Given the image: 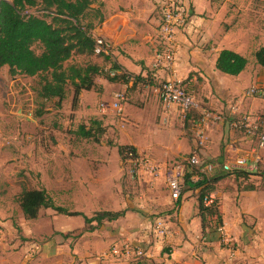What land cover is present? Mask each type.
I'll return each mask as SVG.
<instances>
[{"label": "crops", "instance_id": "1", "mask_svg": "<svg viewBox=\"0 0 264 264\" xmlns=\"http://www.w3.org/2000/svg\"><path fill=\"white\" fill-rule=\"evenodd\" d=\"M185 1L189 16L186 25L176 31V70L195 98L197 108L192 111L195 117L184 118L176 106L163 107L157 93L159 84L169 77L168 70L152 67L159 22L157 0L93 2L91 7L100 11L102 20L94 21L92 36L108 39L113 48L107 55L108 59L95 54L90 58L105 69H110L115 63L119 67L116 70L118 73L131 74L137 80L111 82L103 76H97L94 81L99 89L81 90L77 97L80 107L88 109L89 113H97V102H100L106 104L104 110L99 104L100 113L113 114L114 111L109 107L113 95L125 89L122 122L119 121L120 117H116V122L112 116L106 120L116 123L118 127L121 139L118 145H132L139 154L146 152L151 155L161 165L163 174L168 165L176 163L178 157L188 155L194 148L193 133L189 134L187 130L193 131L194 121L204 109L231 116L229 109L236 106L239 112L259 119L264 130V98L247 94L253 85L264 88V67L256 63L253 55L264 44L262 16L247 10L238 14L231 12L233 8H230V0ZM222 49H230L245 56L248 60L245 69L237 75L218 70L216 60ZM206 134V143L198 152L203 165L212 163L217 168L224 164L233 165L238 159L246 158L248 163L255 162V168L236 167L238 170H264V146L258 148L256 139L232 127L228 120L210 124ZM15 151L19 158L24 150L19 147ZM119 159L93 155L91 152L81 157H58L54 153L48 155L44 152L31 164L36 176V186L33 187L21 182L13 166L2 168L0 226L5 233L0 239V264H51L62 247L74 240L69 236L60 241L59 234L86 227L82 216L67 215V218H62L64 214L58 213L54 228L59 234L43 242L35 259H26L29 245L20 247L22 240L17 235V226L21 228L23 236L39 234H34L16 201L22 186L44 188L56 205L70 212L87 215L102 210H125L129 201L123 200V168ZM14 162V165H21L22 158ZM186 173L191 171L187 170ZM142 178L145 191L141 194L138 206L149 213H162L158 216L165 218L170 230L164 242L160 243L147 235L156 216L129 222L131 216L125 213L116 220L104 221L94 229V234L104 237L107 242L126 239L136 244L144 240L147 258L158 253L166 257L165 264H232L228 252L219 245L217 224L212 222L202 230L198 202L200 187L193 183L198 178L196 173L185 179L178 201L170 197L163 175L156 180H150L147 176ZM245 182L233 173L226 175L215 184L210 199L219 203L224 230L244 247V252L239 254L236 251L234 258H238L241 264H263L262 192L244 189ZM43 209L47 212L51 208H42L39 213ZM87 233L90 234L85 231L76 238L74 251L78 254L81 243L90 238ZM12 241L13 246L18 244V255L7 258L3 254ZM162 245L169 247L168 255L157 252V247Z\"/></svg>", "mask_w": 264, "mask_h": 264}, {"label": "rangeland", "instance_id": "2", "mask_svg": "<svg viewBox=\"0 0 264 264\" xmlns=\"http://www.w3.org/2000/svg\"><path fill=\"white\" fill-rule=\"evenodd\" d=\"M230 4V8H233L231 9V12L238 14L239 12L247 10L256 15L262 16L263 31L264 0H230ZM28 12L42 16L48 22L52 21V16L55 15L52 11L44 10L40 4L29 8ZM81 22L84 25L87 23L86 19H83ZM33 49L36 53H40L42 50L41 45L38 43L33 45ZM87 62L86 57L74 54L69 61L64 63V66L71 64L83 65ZM42 82L43 80L41 76L30 77L21 74L12 76L7 65L0 69V129H2V132L0 133V161L4 162L0 163V172H2V168L8 169V167L13 166L18 177L21 178V182L29 187H33L36 186V176L31 164L34 163L37 157L44 152L48 155L49 153H54L58 157H81L89 155L90 152L93 153V155L99 154L108 158L119 157L116 153L117 146L121 141L118 133L119 130L116 123L113 124L112 122H108L106 118L112 116V119L116 122V117H120L119 121L122 122V116H118L115 112L113 114L100 113L98 111L100 102H97V113H89L87 111L88 109L80 107L79 99H77L75 103L73 102L72 88L70 85L67 86L66 96L61 102H58L57 99L45 100L38 95V90L40 89ZM191 113L188 116L195 117V113ZM91 119H100L104 125L105 130L103 134L98 137V140L84 138L77 134L78 126L80 124L88 126ZM105 122L107 123L105 124ZM120 126L122 127L121 124ZM187 132L189 134L193 133L190 129H188ZM19 147H22L24 150L21 151L22 154H20L19 157L20 159L22 158V163L21 165H14V161L19 160V158L16 157L17 154L15 151L16 148ZM145 153L146 152H142V154ZM187 156L188 155L178 157L176 163L166 167L167 169L175 167L180 170L184 181L187 178L189 179V176L192 174L200 171L203 167L202 162H200V165L198 166H190L186 164L185 158ZM135 158L136 157H128L119 159L120 166L123 168V200L129 201L124 207L126 209L125 213H128L131 216L128 220L129 222H137L138 220H144L145 218H152L162 214L161 212L149 213L142 207L138 206L141 194L145 191V184L143 183V176L138 175V173L133 170V160ZM187 170L191 171V173H186ZM259 171L264 172L262 168H260ZM250 178V182H252L251 184H253L256 191L262 192L263 205L261 215L263 232L264 178L258 175L251 176ZM183 187L184 186H182V190ZM135 197L137 198L136 201L134 200ZM16 213L17 212H15V214ZM57 214L58 213H56L55 210L50 209L46 212L45 209H43L36 219H27V223L32 231H34V234L38 233L39 235L23 236L20 231L21 228L17 226V235H19L22 240L20 247L24 248L26 245L36 243L39 248H42V244L46 239L59 234V231L54 228V223L58 216ZM87 215L91 216L92 213H88ZM67 217V215L62 216V218ZM2 230L3 237L5 232L3 228ZM85 231L90 233H87L90 238L81 243V251H79V255L74 251L75 242L76 238ZM92 231L85 230V228L82 230L77 229L70 231L72 234L71 237L74 238V240L72 239L68 245H64L61 250L59 248L60 251L56 256V259H52L51 264H128L129 260L117 257H110L108 259L102 258L101 254L110 249V247L119 240L117 239L107 242L104 237L99 234H94V230ZM59 235V240L64 241L65 238H63L62 234ZM227 235L230 237L229 244H224L219 240V245L221 249L228 252L230 260L233 261L232 264H241L238 258H234L230 255L228 247L233 246L239 254L244 252V247L240 241L233 239L232 235L229 233H227ZM13 244L14 241L8 243L7 248L5 249L3 255L7 258L18 255V244L15 246H13ZM53 244L56 245V242ZM168 249V246L162 245L161 247H157V252L162 251V253L168 255L170 253ZM262 251H264V246H262ZM38 253L39 251L34 252L30 259H35ZM165 258L166 257L157 253L154 257H143L140 260L145 261L146 263L165 264Z\"/></svg>", "mask_w": 264, "mask_h": 264}, {"label": "trees", "instance_id": "3", "mask_svg": "<svg viewBox=\"0 0 264 264\" xmlns=\"http://www.w3.org/2000/svg\"><path fill=\"white\" fill-rule=\"evenodd\" d=\"M95 0H0V69L7 65L12 76L21 74L25 76H41L42 84L38 95L45 99H57L61 102L70 85L73 92V102L77 101L81 90L94 88L99 89L94 79L103 76L111 82H127V73H116L110 75L109 70H117L119 67L112 63L110 69L93 62L90 57L94 55L95 42L91 30L94 28V21L102 20L100 11L91 7ZM40 4L44 10L52 11V21L48 22L44 17L28 12V9ZM86 19V25L82 20ZM41 45V52L36 53L34 44ZM74 54L86 57L87 63L83 65L71 64L64 66ZM96 55V54H95ZM255 61L264 67V44L253 53ZM99 56V55H97ZM108 59L107 55L104 56ZM248 63L245 56L230 50L222 49L216 60V68L230 75H237L243 71ZM134 81L137 80L136 76ZM105 128L103 122L91 119L89 125L80 124L77 134L84 138L98 137L103 134ZM120 159L136 157L137 149L132 145H118ZM212 164V163H211ZM211 171H198L194 183L200 187L198 194L199 215L202 221V230L208 224L215 222L222 225V215L219 203L210 199V193L214 190L215 184L224 176L235 174L246 181L243 188L246 190L255 189L250 177L253 175L262 176L264 172H249L237 168L226 169L224 165L215 168L212 164ZM241 185V184H240ZM23 215L26 219H36L42 208H51L57 213L64 215H80L86 224L85 230L92 231L104 221L116 220L124 216L125 210L109 211L102 210L87 216L81 212H70L62 206L56 205L44 188H27L22 186L16 197ZM178 201V199H177ZM210 201L208 204H206ZM92 222H96L95 225ZM63 237L72 234L61 233ZM80 234V233H79ZM77 234V235H79ZM220 239V234H219ZM141 258L133 259L128 264H157L146 263Z\"/></svg>", "mask_w": 264, "mask_h": 264}, {"label": "built area", "instance_id": "4", "mask_svg": "<svg viewBox=\"0 0 264 264\" xmlns=\"http://www.w3.org/2000/svg\"><path fill=\"white\" fill-rule=\"evenodd\" d=\"M156 8L159 11V22L156 30L157 45L154 49L152 67L155 69L164 68L169 71V77L159 84L157 93L163 107L168 108L170 106H176L180 109L183 117L186 118L197 108V103L192 92L188 90L187 83L178 75L176 70L178 52L176 31L186 25V19L189 16V8L185 0H157ZM94 42V52L96 55L105 56L111 53L113 46L108 39L96 36ZM116 73H118V71L109 70L111 76ZM128 81H134V77L129 76ZM247 94L264 98V88L253 85L248 89ZM125 99L126 90L124 89L116 91L113 95V100L110 102L109 107L118 116H122ZM100 107L104 110L106 109V104L101 103ZM229 112L231 116L211 109H204L201 111L199 117L194 121L193 138L195 146L185 158L186 164L190 166L200 165L198 152L206 143L207 127L210 124L224 120H228L232 127L240 129L244 131L246 135L256 139L258 148L264 146V130L262 129V124L259 122V119L239 112L236 106H232ZM133 164V170L136 171L138 175L147 176L150 180H156L163 175L170 197L174 200L179 199L184 184L183 175L180 170L171 167L163 174L161 165L147 153L138 154L133 160ZM212 167V164H204L201 171H211ZM224 167L226 169L249 167L252 170L255 168V162L248 163L246 158H240L233 165L224 164ZM217 229L220 234L219 240L228 245L230 237L227 235L224 227L220 225ZM2 234L3 230L0 226V239ZM169 234L170 230L163 216H156L147 230V235L153 237L160 243H163ZM143 243L144 240L134 244L129 240L121 239L117 243H114L110 249L104 251L101 257L104 259L117 257L129 261L147 257L146 244ZM39 249L36 243L30 244L25 254L26 259L29 260L33 253L39 251ZM228 250L230 255L234 257L236 252L235 248L229 246Z\"/></svg>", "mask_w": 264, "mask_h": 264}]
</instances>
